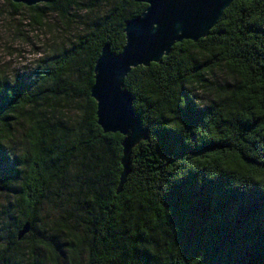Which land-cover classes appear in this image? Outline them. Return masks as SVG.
<instances>
[{
    "label": "trees",
    "instance_id": "1",
    "mask_svg": "<svg viewBox=\"0 0 264 264\" xmlns=\"http://www.w3.org/2000/svg\"><path fill=\"white\" fill-rule=\"evenodd\" d=\"M3 1L50 44L29 72L0 69V264H264V0H235L206 38L131 69L148 138L121 186L123 137L98 127L90 88L147 6Z\"/></svg>",
    "mask_w": 264,
    "mask_h": 264
},
{
    "label": "water",
    "instance_id": "2",
    "mask_svg": "<svg viewBox=\"0 0 264 264\" xmlns=\"http://www.w3.org/2000/svg\"><path fill=\"white\" fill-rule=\"evenodd\" d=\"M32 7L48 0H9ZM235 0H142L147 7L124 28L125 43L115 54L104 45L93 69L90 97L96 103V123L104 134H119L122 157L120 186L129 173L132 149L147 140L148 132L132 108V97L124 90L131 69L158 64L171 48L183 41L198 42L208 36L223 12ZM29 230L24 225L20 240Z\"/></svg>",
    "mask_w": 264,
    "mask_h": 264
},
{
    "label": "rangeland",
    "instance_id": "3",
    "mask_svg": "<svg viewBox=\"0 0 264 264\" xmlns=\"http://www.w3.org/2000/svg\"><path fill=\"white\" fill-rule=\"evenodd\" d=\"M7 11L9 6L0 0V69L5 75L13 78L35 68L44 54V44L47 42L50 44V41H46L50 33L46 28L41 33L37 30L31 31L26 28L28 22L26 16L22 14L9 19ZM47 21L53 24L55 20ZM16 28H19L18 31H15ZM47 202L46 200L42 205L44 212L47 210ZM44 231L46 232L45 226Z\"/></svg>",
    "mask_w": 264,
    "mask_h": 264
}]
</instances>
